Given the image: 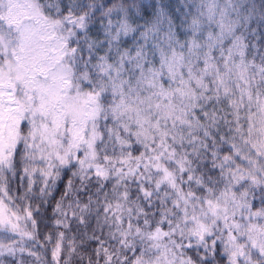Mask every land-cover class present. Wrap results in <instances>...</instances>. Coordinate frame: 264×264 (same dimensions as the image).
I'll list each match as a JSON object with an SVG mask.
<instances>
[{
	"label": "snow or ice",
	"instance_id": "1",
	"mask_svg": "<svg viewBox=\"0 0 264 264\" xmlns=\"http://www.w3.org/2000/svg\"><path fill=\"white\" fill-rule=\"evenodd\" d=\"M0 264H264V0H0Z\"/></svg>",
	"mask_w": 264,
	"mask_h": 264
}]
</instances>
